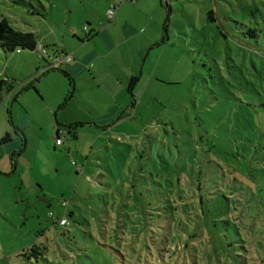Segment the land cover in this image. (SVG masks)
Listing matches in <instances>:
<instances>
[{"label":"rangeland","instance_id":"obj_1","mask_svg":"<svg viewBox=\"0 0 264 264\" xmlns=\"http://www.w3.org/2000/svg\"><path fill=\"white\" fill-rule=\"evenodd\" d=\"M105 2L0 0V19L46 51L0 46V166L11 164L0 171V264H264V0L130 8L131 23L148 24L126 50L143 66L123 114L100 122L111 97L81 92L68 62L44 67L56 50L92 48L85 29ZM107 11L105 25L118 9ZM67 119L79 125L56 145ZM178 188L202 200L185 250L171 229L162 238L157 216Z\"/></svg>","mask_w":264,"mask_h":264},{"label":"crops","instance_id":"obj_2","mask_svg":"<svg viewBox=\"0 0 264 264\" xmlns=\"http://www.w3.org/2000/svg\"><path fill=\"white\" fill-rule=\"evenodd\" d=\"M105 1L106 2L103 3L102 6L103 14L91 21L92 30H89L86 33L87 36H89L91 33H94L93 38L90 37L92 40V48L89 50H82L87 47L88 42L81 45H79L77 42L78 44L69 47L70 49L56 50L55 54L52 55L53 59L61 56L60 54H68L71 57V60L68 63L63 64V68L75 79L76 82L79 83L81 92L87 93V95L90 94L88 97L96 100L94 97L96 94L92 92V88H94V91H100L106 94L108 97H111L115 105L107 108L103 114L99 116L98 119L100 122H105L108 117L110 119L111 117L114 118L119 116V114H123L124 107L121 105V103L127 102V94L132 93V91H128L130 81L132 79H136L137 70L140 66H143V63H137L138 55L136 51H132L133 53L130 55L131 59H129L128 54H126V50H131V41H134V45L139 47L137 39L140 36L146 34L145 28H148V24H146L143 28L142 25H138V20L136 24H133L129 21V16H125L130 8L136 7L142 0H125L122 2L118 7V11L114 19L111 20V22H108L106 25L103 21L105 17L104 13L106 10H108L110 4L113 3V0ZM146 2L147 0H145V3ZM153 12H155V10H153ZM148 14L151 15V12L149 11ZM152 16H150L151 20L153 19ZM109 23H111V25ZM90 38L87 37V41ZM97 39H100L102 43L101 46L98 45ZM149 40L150 41L147 46L152 48V46L155 45V41L153 42L152 39ZM147 46H145V48ZM48 65H50V63H47L44 69H46ZM46 72L44 71V73ZM136 80L133 82V85ZM63 123L64 125L61 127L57 123L56 135L59 128L62 129L67 125L78 124V122L69 119L64 120ZM65 129L68 130L67 128ZM2 156L3 154L0 156V158ZM5 160V164L0 166V171L8 174L10 173L9 167L11 164L8 163L6 156ZM1 162L2 160L0 159V164Z\"/></svg>","mask_w":264,"mask_h":264},{"label":"trees","instance_id":"obj_3","mask_svg":"<svg viewBox=\"0 0 264 264\" xmlns=\"http://www.w3.org/2000/svg\"><path fill=\"white\" fill-rule=\"evenodd\" d=\"M208 18L210 20H213L211 17V14L208 15ZM164 31H166V26L164 25ZM38 45L37 39L34 36L33 33L30 32H20L14 30L7 19L1 18L0 19V46L4 49L5 52H14V51H19L21 50H29V51H34L36 50ZM49 66V65H48ZM44 70V71H48ZM136 79H132L129 84V91H131V87L133 85V82ZM79 124H71L64 126L63 130L58 129L57 135H56V141L60 139V131H65L66 133H71L73 134V129L77 127ZM67 128L68 130H66ZM68 131V132H66ZM8 135H6L3 138V141L8 140ZM178 191L180 194H178V199L175 201H171L170 199H166V205L164 208H162V211L158 213L157 216L162 217L165 216L164 220L162 222L166 223V226L163 228L162 232V238H165L166 235L163 234L165 232H169L171 229L170 233L171 238L173 239V245H174V250H177L179 248L181 249H186L188 246H193V240L194 238L197 237V232L194 230L192 233V226L196 228L198 223H200V216L202 213L199 212L201 209V197L196 198L195 192L192 196H187L186 198L184 197L185 194H181L182 190L178 188ZM161 209V208H160ZM192 222H194L192 224ZM161 223V222H160ZM192 244V245H191ZM36 247H33V251ZM195 248V246L193 247ZM164 253V250H160L159 254L160 257L162 258V254ZM235 253H238V251H235ZM193 254L196 255L195 251ZM28 257L31 256V253H27ZM244 256V260L241 261L242 264H250V260L248 259L246 261ZM35 257V256H34ZM149 263V262H148ZM257 263V262H256ZM151 264V263H150Z\"/></svg>","mask_w":264,"mask_h":264},{"label":"built area","instance_id":"obj_4","mask_svg":"<svg viewBox=\"0 0 264 264\" xmlns=\"http://www.w3.org/2000/svg\"><path fill=\"white\" fill-rule=\"evenodd\" d=\"M124 1L125 0H113V3L110 4L108 11H107L108 18L111 19L113 17V15L116 13L119 5ZM85 31L88 32L87 29H85ZM36 49H38V51H40L42 55L46 54V51L43 50V47L41 45L38 44ZM17 52H19V51H17ZM70 60H71V57L69 55L63 54L60 57L54 58L52 63L44 70L57 69V68H59V66L61 65L62 62H69ZM60 134H63L65 136V131H60ZM60 144H61V141L59 139L56 141V145H60ZM58 224L60 226H66L67 221L65 219H60Z\"/></svg>","mask_w":264,"mask_h":264}]
</instances>
